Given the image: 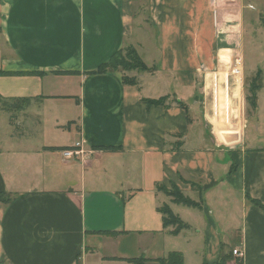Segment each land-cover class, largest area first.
Wrapping results in <instances>:
<instances>
[{"label": "crops", "instance_id": "obj_1", "mask_svg": "<svg viewBox=\"0 0 264 264\" xmlns=\"http://www.w3.org/2000/svg\"><path fill=\"white\" fill-rule=\"evenodd\" d=\"M257 4L264 9V0H0V101L31 104L13 116L0 109V194L10 199L0 201V264H129L172 252L184 264L225 255L264 264V151L248 147V120L230 109L244 95L238 61ZM129 46L151 70L93 74ZM222 66L228 89L217 85L212 116L209 78ZM77 143L84 154L74 160L53 150ZM164 205L189 229L172 235Z\"/></svg>", "mask_w": 264, "mask_h": 264}, {"label": "rangeland", "instance_id": "obj_2", "mask_svg": "<svg viewBox=\"0 0 264 264\" xmlns=\"http://www.w3.org/2000/svg\"><path fill=\"white\" fill-rule=\"evenodd\" d=\"M256 1H259V3L262 2V0H256ZM246 15H247V18H246L247 23H246V32H245L244 48H243L244 60L240 66V68L243 66L245 67L244 95L242 94V96H240L242 97V100L240 101L238 99H235L234 101L233 99L232 101L233 104H231L230 109L236 111V114L240 113L238 114L240 116V120L242 121L243 119L248 120V125L246 128V139H247L248 147L260 148L264 151V91L262 90L261 95H260V99H259L260 107L259 108L257 105V101H256V107L253 108L250 102H248L246 99L248 96H251L253 86L255 87V85H258L261 87L264 85V9L261 8V5L257 4L253 10L247 9ZM254 15H255V18L252 19ZM213 73H216L217 75L215 74L210 75V78H209L210 88L208 90V98L210 101L209 108H210L211 114L212 116H216V114H214V112H216L215 111L216 107H215V102H214V96H215L214 85L216 83L217 85L221 87L222 90L228 89L227 84L225 85V88H224V85L223 86L221 85L223 82L226 83L225 79L228 77L227 75L229 73H228V70H226L225 66H222L221 70L219 71L217 70L216 72H213ZM221 74L223 75L222 80H220ZM231 83L232 81L230 82V89H231ZM3 103L4 102L0 101L1 111L6 110L7 112H11L12 115L10 116H13L15 114L17 115L20 114L23 110H26L31 105V104L28 105L24 103L22 100L19 102L18 101L7 102L5 105H8L10 107L9 108L5 106ZM12 119L16 121L13 117ZM231 123H233L231 122V120H230V123L226 122L224 124L225 126H223L222 128L230 130L229 127L231 126ZM257 126L261 128L258 134H257ZM18 128L20 127H17V129ZM254 138H255V142H253ZM0 141H1L0 145L6 148V144H5L6 141H5V135H4L3 129H0ZM181 207H176V208H181ZM188 210L195 211L194 209H191V208H189ZM232 244L234 243L232 242ZM185 247L182 245L177 246V248H181V249H185ZM232 256L234 255L232 254Z\"/></svg>", "mask_w": 264, "mask_h": 264}, {"label": "trees", "instance_id": "obj_3", "mask_svg": "<svg viewBox=\"0 0 264 264\" xmlns=\"http://www.w3.org/2000/svg\"><path fill=\"white\" fill-rule=\"evenodd\" d=\"M122 70L124 73L131 72V71H139V72H145L149 71L151 69L147 68V66L143 63L142 59L140 58L138 52L135 48L129 46L125 49L117 52L114 54L109 61L103 63L101 66L98 67V69L93 72V74H103L107 71H117ZM2 73L0 72V75ZM124 83L126 85H137V81L135 78H131L127 75L124 76ZM261 89L260 86L255 85L252 88L251 96L247 97V101L250 102L251 106L253 108L256 107V101H257V92ZM167 98H160L158 100H145V102L151 104V105H164ZM181 107H183V104L178 103ZM70 148H62V149H53L55 151H63ZM119 150L116 147L112 148H105L103 151H117ZM159 191H162L167 195L168 197L172 198V202L181 205L188 208L198 209L201 210V202H195L191 200L190 198L186 197L180 190L172 189L171 191L163 190V188H159ZM0 201L2 203H8L10 202L9 198L4 197V193L0 194ZM261 208L264 209V206L261 205ZM159 212L162 215L163 220V226L165 228L173 227L174 230L171 231V234L174 236L179 235V233L185 229H189V226L185 224L177 215H175L170 207L168 205H164L159 209ZM229 260L228 256H223L216 264H227V261ZM129 264H147L149 261H156L159 264H184L183 255L178 252H172L170 253L166 258H161L157 260H148L144 258H138V259H127L126 260ZM206 264V263H204ZM237 264H242L237 263Z\"/></svg>", "mask_w": 264, "mask_h": 264}, {"label": "built area", "instance_id": "obj_4", "mask_svg": "<svg viewBox=\"0 0 264 264\" xmlns=\"http://www.w3.org/2000/svg\"><path fill=\"white\" fill-rule=\"evenodd\" d=\"M238 63H240V65H241V60H239ZM232 74L238 77V76L241 75V70L238 67L235 66V68L232 70ZM214 93H215L214 102H215V107H216V105H217V102H216V98H217V84L216 83L214 85ZM83 154H84V151H83L81 143H77V144H75L74 147L62 151V156L66 160L77 159V157H80ZM233 255L238 257V258H241L243 256L242 252L239 249L233 250Z\"/></svg>", "mask_w": 264, "mask_h": 264}]
</instances>
